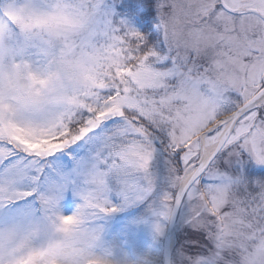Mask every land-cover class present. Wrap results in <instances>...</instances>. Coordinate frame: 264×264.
<instances>
[{
  "label": "snow or ice",
  "instance_id": "6c2138e0",
  "mask_svg": "<svg viewBox=\"0 0 264 264\" xmlns=\"http://www.w3.org/2000/svg\"><path fill=\"white\" fill-rule=\"evenodd\" d=\"M0 264H264V0H0Z\"/></svg>",
  "mask_w": 264,
  "mask_h": 264
}]
</instances>
